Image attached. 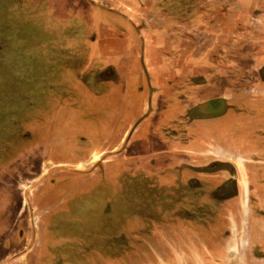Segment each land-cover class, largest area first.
<instances>
[{
    "label": "rangeland",
    "instance_id": "obj_1",
    "mask_svg": "<svg viewBox=\"0 0 264 264\" xmlns=\"http://www.w3.org/2000/svg\"><path fill=\"white\" fill-rule=\"evenodd\" d=\"M72 2L0 0L1 264H264V141L248 138L253 121L264 119V75L258 79L252 73L255 49L241 42L237 53L231 42L221 44L213 57L222 68L206 75L216 81L210 88L196 87L201 80L192 78L197 63L211 66L210 56L188 63L181 54L184 31L195 46L202 39L238 38V29L241 39L264 40V15L244 14L237 27L231 15H209L207 30L204 15L182 12L179 22L193 19V28L181 31L171 22L159 25L156 15H142L134 28L137 35L142 27L150 34L160 30L165 53L152 56L161 59L154 75L184 74L174 93L198 92L208 99L224 84L246 92L247 99L235 101L245 99L249 108L204 127L196 146L223 143L237 171L228 164L218 187L205 181L196 186L186 179L187 154L172 150L177 139L168 129L179 125L176 110L159 112L148 131L139 133L149 139L159 133L157 152L134 144L133 134L119 144L131 115L150 103L153 75H146L144 44L139 35L132 40L126 21L117 22L128 28L129 42L119 36L120 45L110 43L118 48L114 61L104 65L109 55L102 43L89 41L88 11ZM113 17L103 15L107 22ZM221 25L231 27L224 32ZM100 64L105 71L95 73ZM185 64L192 67L185 71ZM127 68L138 72L130 74L128 98L121 82L108 80H124ZM168 98L156 97L160 111ZM152 161L158 169L151 168Z\"/></svg>",
    "mask_w": 264,
    "mask_h": 264
},
{
    "label": "crops",
    "instance_id": "obj_2",
    "mask_svg": "<svg viewBox=\"0 0 264 264\" xmlns=\"http://www.w3.org/2000/svg\"><path fill=\"white\" fill-rule=\"evenodd\" d=\"M61 1V0H60ZM72 7H76L77 9L83 5L85 8L84 10H87L88 13L85 14L84 21L88 24V36H93V39H89L90 42H95L96 45H99L102 43V46L105 48L104 54L109 55V58H104L105 63L104 65L108 64L107 62L114 61V58H112V54H115L117 47L115 46L116 50H112V46H110V43L113 45H119L122 42H129V31L128 28L124 29L122 27H118L119 25L117 22L125 23L130 28H133L134 33L132 34V40L136 36L139 35L140 41L144 44V56L146 57V62L144 63V66L147 69V74L153 75L150 81V91L147 93L148 97H150V103L147 105L143 102L142 107L139 108V112H135L131 115V122L129 125H127V128L122 133V136L120 137L119 144L125 145L128 140V138L133 134L134 139H137V141L134 144H142L144 147H149L148 150L151 152L156 151L153 147L154 145L158 144L159 139V133L158 134H152L151 139L149 135H147L145 132L146 129H148L152 124H154V117L158 115L159 112L163 111H169V114L172 110H176V114H178V120L179 125H173L170 126L168 129L169 137L172 139H177L174 142H171L172 150L175 151H182L187 154V158L185 160V165L188 167V174L186 175V179L192 181H196L193 183L194 185L198 186V181H205L206 184L213 185L214 187H218L217 185H220L222 180V174L228 170L230 167L227 166L228 164H231V168H234L233 171H237L236 169V163L234 161H230V158L227 157V152L223 147V143H217V145H211L209 147L207 143H203L201 149H196L197 144H202L200 137H202V133L204 127L207 125H212L219 123L220 121H224L227 119L228 115L232 113L234 110L241 111V108L245 107V109L249 108V102H247L246 92L241 91L237 92V90L234 92L231 90V86L224 84L221 91L219 93L212 95L210 98L206 99L205 97H202L201 95H198V92H194L189 97L186 96L183 92L180 93H174V88L181 87L182 83L184 82V74L181 75L179 72L176 71V73L167 75L165 74L164 77H161V81H159L160 76L154 75L155 72L159 68V64L161 65V59L156 60L155 58H152L154 54H159L160 52L162 55H164L165 49L162 47V42H164V38H161L160 30L158 32H155L154 34H150L146 31L144 27H142L137 35L136 30L134 29L136 25L140 22V16L142 15H156L157 21L159 22V25L161 22L164 21V23H172L177 27L180 31L184 30L185 28H188L189 30H192L193 28V19L191 21H184L179 22L183 17H181V13L190 12V16L195 11L197 14H202L206 19V23L204 27L208 30L207 27L209 25V15H231L233 17L232 21L237 22L236 27L240 24L241 16L244 14H263L264 15V0H72ZM247 1V3H246ZM227 5V9L226 6ZM65 6V5H64ZM68 7V5L66 6ZM65 9V7H64ZM69 7L66 10H63V14L65 11H67ZM73 13V12H72ZM69 13V14H72ZM107 13V14H106ZM62 14V15H63ZM98 15V16H97ZM103 15H109L114 16L111 18L109 22L105 21L103 19ZM229 19V18H227ZM226 19V20H227ZM224 20V24L227 22ZM57 21V20H56ZM261 23L263 25L264 29V17L261 19ZM229 25V24H228ZM224 28V32L228 31L231 27L227 26L225 29V25H221ZM235 27V24L233 25V28ZM232 28V29H233ZM120 30H124L123 34L120 32ZM234 30V29H233ZM231 31V33H234V31ZM179 31V32H180ZM178 32V31H177ZM238 32V38L234 37L232 40H217L216 43L207 39H202L200 42H197L196 46L194 45V42L190 35H187L185 31L181 34L183 35L181 37V54L182 52L185 53L183 58L188 60L189 59H203V56H210V64L211 66H204L202 63H197L196 65V71L194 73L193 79L200 78L201 81H198L196 83L197 86H201L204 88H210L212 87L213 83L216 81L210 80L206 77L207 74L211 73L216 68H222L221 62L218 59V56L214 58V55H217L218 53H221L220 47L221 44L224 46L226 42H231L230 45L231 48L237 49L240 51V45L241 42H248L251 46L254 47L255 52H253V60L252 63H254V70L252 73L255 75L254 78H262V75H264V40H256V39H241ZM94 33V34H93ZM109 33V34H108ZM235 34V33H234ZM95 35V36H94ZM119 36H123V38H119ZM235 36V35H234ZM125 37V38H124ZM161 39H160V38ZM208 37V36H207ZM159 38V40H157ZM166 38V37H165ZM122 40V42L120 41ZM52 42L53 39H52ZM133 42V41H132ZM109 43V48H108ZM107 46V47H106ZM124 46V45H123ZM127 46V45H126ZM154 46V47H153ZM195 46V47H194ZM258 46V50H257ZM200 50L196 53H192V50L194 48H199ZM109 49V50H108ZM135 53V52H133ZM151 53V54H150ZM136 54V53H135ZM180 57V56H179ZM183 59V60H184ZM87 60L90 59H83L82 63L81 61L79 64H86ZM152 61V62H150ZM112 63V62H111ZM53 65V64H52ZM103 65V66H104ZM102 64L99 65V70L97 71L95 68L93 71L95 73L101 74L105 71V66L103 67ZM158 66V68H157ZM192 67V66H191ZM183 65V68L185 71L191 68ZM55 67L51 68L54 69ZM67 68H71L67 66ZM56 69V68H55ZM180 69V64H179ZM62 70H64L62 68ZM69 69H67L68 71ZM146 73V71L144 70ZM126 75L124 80L118 79L116 81L115 79H112L111 77L108 79L109 82H112L113 84H118L121 82L122 86L126 89V97L128 98V90L130 87V74L138 75V72L133 71V69H126L125 71ZM143 73V72H142ZM47 74V73H46ZM158 74V72H157ZM53 75V73H51ZM144 75V74H143ZM161 75V73H160ZM138 77V76H137ZM118 78V76H117ZM123 78V77H122ZM231 78V77H228ZM156 80V81H155ZM169 80V81H168ZM176 80V81H175ZM159 83H158V82ZM173 81V82H172ZM175 81V82H174ZM262 82V81H260ZM169 83V84H168ZM111 84V83H110ZM138 85V84H137ZM168 85V86H167ZM172 88L168 90L170 87ZM58 87V86H55ZM54 87V88H55ZM138 90L144 89V87L137 86ZM160 95V98L163 96H169V102L166 103L164 107H162V111L158 109V104H156V97ZM239 97H244L245 99L241 101V103H238L235 101V99ZM166 98V97H165ZM234 99V100H233ZM249 105V106H245ZM256 103V102H255ZM239 108V109H238ZM203 109L201 112H197ZM209 115H205V113H209ZM226 117V118H225ZM224 119V120H223ZM128 120V121H130ZM134 122L136 123L135 125ZM259 123V124H257ZM260 123L262 124L260 126ZM240 124V122H238ZM264 119H262L260 122L253 121V131H249L251 135H248L249 139H254V141H264ZM132 129V130H131ZM145 130V132L139 133L142 130ZM258 129H262L261 131H258ZM131 130V132H129ZM256 132V133H255ZM129 134V135H128ZM241 133H237L235 143L239 150H241L240 145V136ZM219 136V135H217ZM136 137V138H135ZM134 141H131L129 143L130 146L133 145ZM220 142V141H218ZM223 142V141H221ZM167 143H164L166 145ZM207 144V145H206ZM194 145V147H193ZM123 147V146H122ZM124 148V147H123ZM187 148V149H185ZM210 149V150H209ZM113 148H110V151H112ZM158 150V149H157ZM167 150H170L167 148ZM157 152V151H156ZM196 154H199V156H194ZM203 157V158H202ZM172 162V160L170 161ZM157 163L155 161L151 162V168L158 169ZM168 164V163H167ZM229 171V170H228ZM199 179V180H198ZM226 181V180H224ZM226 186V185H225ZM224 186V187H225ZM232 188H228L225 190H229ZM10 259V258H9ZM0 264H1V258H0Z\"/></svg>",
    "mask_w": 264,
    "mask_h": 264
},
{
    "label": "flooded vegetation",
    "instance_id": "obj_3",
    "mask_svg": "<svg viewBox=\"0 0 264 264\" xmlns=\"http://www.w3.org/2000/svg\"><path fill=\"white\" fill-rule=\"evenodd\" d=\"M126 46V45H125ZM103 47V46H102ZM118 48V47H117ZM103 50H104V47H103ZM103 50H102V48H100V53L102 54L103 53ZM134 55V54H133ZM146 75H148L147 73H146ZM148 79H149V77H148ZM160 81H161V78L159 79ZM226 185V184H225ZM220 189V188H219Z\"/></svg>",
    "mask_w": 264,
    "mask_h": 264
}]
</instances>
